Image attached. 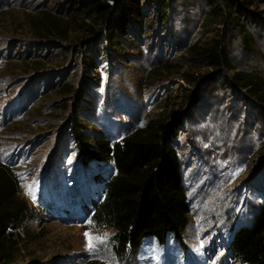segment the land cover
Instances as JSON below:
<instances>
[{"label": "rangeland", "instance_id": "1", "mask_svg": "<svg viewBox=\"0 0 264 264\" xmlns=\"http://www.w3.org/2000/svg\"><path fill=\"white\" fill-rule=\"evenodd\" d=\"M70 1L0 0V162L28 207L2 264H242L229 244L264 204V103L232 77H259L264 93V3L251 7L262 15L251 49L207 0H165L164 22V0H132L143 28L129 19L112 48ZM130 2L103 1L113 16ZM213 39L234 69L200 58ZM158 119L177 131L189 222L180 241L148 237L119 256L115 229L93 220L114 163L82 162L74 129L115 142Z\"/></svg>", "mask_w": 264, "mask_h": 264}, {"label": "trees", "instance_id": "2", "mask_svg": "<svg viewBox=\"0 0 264 264\" xmlns=\"http://www.w3.org/2000/svg\"><path fill=\"white\" fill-rule=\"evenodd\" d=\"M103 1L82 0L79 3L84 5V15L88 19L104 24L110 35L109 46L113 48L121 44L117 30L126 27L129 19L136 23L137 29L143 28L141 14L132 8V0L115 16L112 15V8ZM207 2L212 10L211 20L222 21L224 28L232 27L251 49L253 37L249 35L248 29L250 26H259L262 20L261 12L251 7L264 3V0ZM75 3L76 0H71L69 7ZM159 6L162 22L167 21L168 3L164 0ZM92 33L96 36V33ZM200 58L207 60V65L216 71L220 66L234 69L217 39L206 45ZM232 79L236 84L251 86L250 91L257 93L259 100L264 103L259 77L237 72ZM172 126L168 121L152 120L145 127L115 142L103 135L91 137L81 133L80 128L74 129L82 162L114 163L116 171L106 182L102 200L93 202V220L100 226L115 229L114 250L119 256L136 251L148 237H154L163 244L167 236L173 234L180 241L187 228L190 208L182 183L178 151L174 146L177 131ZM91 139L94 145L90 146ZM27 214L28 207L19 196L17 180L11 170L0 162V264L12 261L19 243L16 230ZM229 250L242 264H264V204L250 225L234 232Z\"/></svg>", "mask_w": 264, "mask_h": 264}, {"label": "snow or ice", "instance_id": "3", "mask_svg": "<svg viewBox=\"0 0 264 264\" xmlns=\"http://www.w3.org/2000/svg\"><path fill=\"white\" fill-rule=\"evenodd\" d=\"M29 191L31 192L32 191V187L29 186ZM85 236L86 238L88 239V242H89V246L91 247L92 246V243H93V240L95 238L91 237V234L90 233H85Z\"/></svg>", "mask_w": 264, "mask_h": 264}]
</instances>
